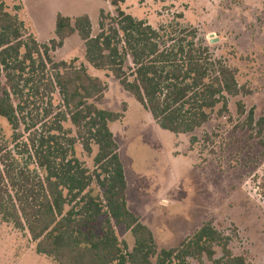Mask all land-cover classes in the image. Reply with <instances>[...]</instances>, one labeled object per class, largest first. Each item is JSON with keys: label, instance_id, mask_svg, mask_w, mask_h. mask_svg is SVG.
Segmentation results:
<instances>
[{"label": "trees", "instance_id": "obj_1", "mask_svg": "<svg viewBox=\"0 0 264 264\" xmlns=\"http://www.w3.org/2000/svg\"><path fill=\"white\" fill-rule=\"evenodd\" d=\"M108 1L116 15L101 10L96 35L87 15L58 14L56 37L40 44L0 0V117L12 129L18 154H29L36 165L19 166L0 139V216L25 227L37 253L56 264H252L233 253L231 238L212 222L178 247L158 250L152 231L128 209L124 167L110 129L123 114L98 107L108 88L101 78L76 60H54L66 39L77 34L89 65L108 72L159 127L177 135L194 134L218 107L219 116L228 113L229 97L249 92L239 86L236 70L211 57L195 36L155 29L121 9L127 0ZM237 109L245 115L242 102ZM247 121L261 139L264 117L256 121L250 112ZM77 146L87 155L97 147L93 170L76 156ZM98 221L99 233L89 229ZM121 226L134 239L131 250L117 235Z\"/></svg>", "mask_w": 264, "mask_h": 264}, {"label": "rangeland", "instance_id": "obj_2", "mask_svg": "<svg viewBox=\"0 0 264 264\" xmlns=\"http://www.w3.org/2000/svg\"><path fill=\"white\" fill-rule=\"evenodd\" d=\"M5 1L27 34L40 44L56 37L58 14L87 15L93 35L99 32L101 10L116 15L108 0ZM121 9L155 29L165 26L169 32L185 30L189 38L195 36L211 57L236 70L239 86L249 92L229 97L228 113L219 116L218 107L194 134L177 135L159 127L108 72L89 65L84 42L77 34L66 39L52 53L54 60H76L78 66L101 78L108 88L98 107L123 114L110 127L124 167L128 209L152 231L158 250L178 247L202 224L212 222L217 231L231 238L234 254L245 255L252 264H264V136L259 139L247 121L250 112L256 121L264 117V0H127ZM238 102L245 106L244 116L238 114ZM0 139L19 166L35 169L29 154H18L12 129L1 117ZM75 151L93 170L97 147L92 155L80 146ZM99 226L98 221L89 229L99 233ZM117 235L129 250L133 248L134 239L124 226L117 228ZM216 251L219 258L221 253ZM0 264L56 262L37 253L25 227L18 228L0 216Z\"/></svg>", "mask_w": 264, "mask_h": 264}, {"label": "crops", "instance_id": "obj_3", "mask_svg": "<svg viewBox=\"0 0 264 264\" xmlns=\"http://www.w3.org/2000/svg\"><path fill=\"white\" fill-rule=\"evenodd\" d=\"M24 7H26V5ZM110 129H111V127H110Z\"/></svg>", "mask_w": 264, "mask_h": 264}]
</instances>
